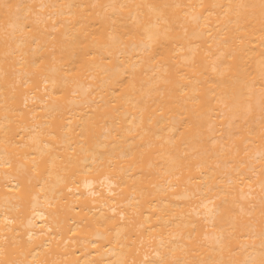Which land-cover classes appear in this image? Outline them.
Listing matches in <instances>:
<instances>
[{"label":"bare ground","instance_id":"1","mask_svg":"<svg viewBox=\"0 0 264 264\" xmlns=\"http://www.w3.org/2000/svg\"><path fill=\"white\" fill-rule=\"evenodd\" d=\"M0 264H264V0H0Z\"/></svg>","mask_w":264,"mask_h":264},{"label":"snow or ice","instance_id":"2","mask_svg":"<svg viewBox=\"0 0 264 264\" xmlns=\"http://www.w3.org/2000/svg\"><path fill=\"white\" fill-rule=\"evenodd\" d=\"M5 7H8L7 5H5Z\"/></svg>","mask_w":264,"mask_h":264}]
</instances>
